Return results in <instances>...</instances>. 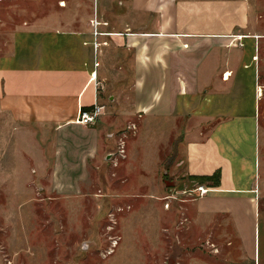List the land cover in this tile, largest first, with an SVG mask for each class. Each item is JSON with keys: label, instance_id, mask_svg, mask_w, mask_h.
Returning a JSON list of instances; mask_svg holds the SVG:
<instances>
[{"label": "crops", "instance_id": "1", "mask_svg": "<svg viewBox=\"0 0 264 264\" xmlns=\"http://www.w3.org/2000/svg\"><path fill=\"white\" fill-rule=\"evenodd\" d=\"M113 8L79 28L18 30L11 54L0 60V111L15 127L47 133L53 179L88 178L101 152L109 159L116 147L109 133L127 131L111 126L122 117H146L154 139L181 127L174 175L190 183V176L222 173L220 186L205 184L206 194L185 203H196L186 206L194 207L190 225L209 242L218 234L237 244L241 258L252 260L244 264H258L256 249L246 251L262 211L255 183L264 34L251 29L250 2L121 0ZM96 104L105 117L78 123Z\"/></svg>", "mask_w": 264, "mask_h": 264}, {"label": "rangeland", "instance_id": "2", "mask_svg": "<svg viewBox=\"0 0 264 264\" xmlns=\"http://www.w3.org/2000/svg\"><path fill=\"white\" fill-rule=\"evenodd\" d=\"M119 1L0 0V60L11 54L18 30L79 28L90 16L96 20L104 11H116L113 7ZM248 1L251 29L264 34V0ZM260 59L264 64V50ZM1 94L0 83V97ZM261 113L255 184L261 192L262 211L254 222L246 251L252 255L256 249L258 264H264V98ZM112 120L109 117L108 121ZM129 120L122 117L113 121L112 127L122 123L127 131L119 128L109 133L117 136L108 140L116 146L111 151L114 156L107 159L102 151L88 178L53 179L47 171L52 169L55 149L49 148L47 133L36 127H15L12 119L0 111V264L252 261L241 258L244 252L236 248L237 244L228 245L226 238L218 234L209 242L208 236L197 234V229L190 225L193 219L189 209L194 207L186 206L196 203H185L198 198V193L190 191L202 184L181 181L174 175L175 169H171L180 156L177 149L183 138L181 127H174L167 138L162 134L154 139L146 117H134L133 123ZM106 137L104 134L102 140L106 141ZM121 139L126 148L119 144ZM172 196L176 199H170Z\"/></svg>", "mask_w": 264, "mask_h": 264}, {"label": "built area", "instance_id": "3", "mask_svg": "<svg viewBox=\"0 0 264 264\" xmlns=\"http://www.w3.org/2000/svg\"><path fill=\"white\" fill-rule=\"evenodd\" d=\"M105 114V106L96 104L92 109L90 110H83L78 118V123L86 124V125H94L98 122L100 117ZM122 151V150H121ZM193 193H198L200 196L203 194H206L208 192V189H205L203 185H199L195 190L190 191ZM173 198L170 199H176V196H172ZM170 204H168V207Z\"/></svg>", "mask_w": 264, "mask_h": 264}, {"label": "trees", "instance_id": "4", "mask_svg": "<svg viewBox=\"0 0 264 264\" xmlns=\"http://www.w3.org/2000/svg\"><path fill=\"white\" fill-rule=\"evenodd\" d=\"M86 109H89V108H86ZM189 178L195 183H199L202 185L208 184L209 186H212V187H218L221 184L222 173L221 171H218L215 174L209 175V176H190Z\"/></svg>", "mask_w": 264, "mask_h": 264}, {"label": "water", "instance_id": "5", "mask_svg": "<svg viewBox=\"0 0 264 264\" xmlns=\"http://www.w3.org/2000/svg\"><path fill=\"white\" fill-rule=\"evenodd\" d=\"M112 156H113V154L111 153V154L109 155V157H108V158H109V159H111V158H112Z\"/></svg>", "mask_w": 264, "mask_h": 264}, {"label": "bare ground", "instance_id": "6", "mask_svg": "<svg viewBox=\"0 0 264 264\" xmlns=\"http://www.w3.org/2000/svg\"><path fill=\"white\" fill-rule=\"evenodd\" d=\"M63 5H66L64 2L62 3ZM227 75H230V74H227Z\"/></svg>", "mask_w": 264, "mask_h": 264}]
</instances>
